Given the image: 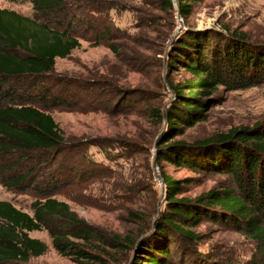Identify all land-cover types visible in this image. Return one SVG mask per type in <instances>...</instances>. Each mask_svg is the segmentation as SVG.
Listing matches in <instances>:
<instances>
[{"label": "rangeland", "instance_id": "obj_1", "mask_svg": "<svg viewBox=\"0 0 264 264\" xmlns=\"http://www.w3.org/2000/svg\"><path fill=\"white\" fill-rule=\"evenodd\" d=\"M173 3L170 10L162 0H68V6L77 9L75 32L81 47L66 59L57 58L55 72L45 82L52 88L48 100L60 101V105L43 109L53 116L73 149L58 160L68 162L80 156L93 163L77 169L74 183L62 185L63 189L50 193L51 197L66 202L79 219L97 228L108 242L115 236L144 238L150 234L152 223L165 211L163 173L182 183L179 199H196L222 188L236 191L228 175L168 163L158 165L156 147L167 124L156 121L151 113L159 109L164 115L175 99L169 82L181 83L192 77L183 68L168 67L173 43L188 31L225 34L229 30L264 44V0H206L194 4L186 19L178 13V3ZM0 8L44 20L30 1L0 0ZM106 29L108 34L100 38ZM206 119L176 140L194 143L240 127L264 126V86L235 92L221 88ZM50 157V152L31 159H21L16 153L0 154V200L34 216L32 204L45 197L36 194L33 187L46 189L53 180L56 167ZM19 161V168L4 171ZM33 168L37 170L31 186L11 190L2 184L3 179ZM61 231L71 232L65 228ZM193 231L199 239L180 242L173 236L171 264L264 262V246L229 222L206 218ZM30 237L46 243L49 250L41 257H30L29 264H75L55 249L46 228L31 232ZM71 241L85 244L81 239ZM108 242L96 240L88 247L97 256L93 264H133L135 248H113Z\"/></svg>", "mask_w": 264, "mask_h": 264}, {"label": "trees", "instance_id": "obj_2", "mask_svg": "<svg viewBox=\"0 0 264 264\" xmlns=\"http://www.w3.org/2000/svg\"><path fill=\"white\" fill-rule=\"evenodd\" d=\"M24 1H30L44 20L0 8V154L16 153L21 159H31L50 152L56 168L48 188L33 187L36 194L45 197L32 204L34 216L0 200V264H29L30 257L47 253L46 243L30 237L31 232L44 228L50 231L60 254L75 264H93L97 256L88 247L96 240L108 242L107 239L79 219L66 202L51 197L59 193L62 185L74 183L77 169L91 166L92 162L80 156L68 162L58 160L73 149L64 140L59 124L44 110L60 105V101L48 100L52 88L45 85L55 72L57 58L66 59L81 47L75 32L77 9L68 6V0ZM162 1L165 8L174 9L173 0ZM204 1L177 0V11L182 18H189L193 5ZM82 11L85 15L86 8ZM225 31H188L173 43L168 67L183 68L192 77L181 83L169 82L175 99L164 115L153 109L151 116L167 124L156 147L158 165L168 163L228 175L236 191L222 188L196 199H179L182 183L163 173L165 211L152 223L150 234L144 238L115 236L107 243L113 248H135L133 264H171L173 236L180 242L199 239L193 229L206 218L229 222L264 246V126L240 127L194 143L176 140L187 129L207 120V112L216 103L221 88L235 92L264 86V44L251 42L236 31ZM108 32L106 29L100 33V38ZM112 49L115 50L113 46ZM20 166V161L15 162L4 171ZM36 170L3 179L2 184L11 190H23L34 182ZM62 228L71 231L70 235ZM71 238L85 244H76Z\"/></svg>", "mask_w": 264, "mask_h": 264}, {"label": "water", "instance_id": "obj_3", "mask_svg": "<svg viewBox=\"0 0 264 264\" xmlns=\"http://www.w3.org/2000/svg\"><path fill=\"white\" fill-rule=\"evenodd\" d=\"M173 1L177 2V0H173Z\"/></svg>", "mask_w": 264, "mask_h": 264}]
</instances>
